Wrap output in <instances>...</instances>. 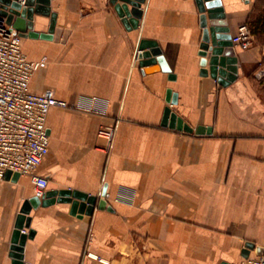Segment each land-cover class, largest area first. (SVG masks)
Masks as SVG:
<instances>
[{
	"label": "crops",
	"instance_id": "1",
	"mask_svg": "<svg viewBox=\"0 0 264 264\" xmlns=\"http://www.w3.org/2000/svg\"><path fill=\"white\" fill-rule=\"evenodd\" d=\"M221 2L230 34L246 24L253 35L235 47L237 78L226 87L201 74L195 0H145L131 30L110 0H51V38L23 37L27 59L44 60L31 90L68 105L47 115L39 199L70 190L106 202L81 217L70 203L32 209L24 264H236L246 243L264 255V0ZM33 25L48 34L50 18L34 15ZM142 40L157 43L174 79L140 65ZM167 106L211 135L162 127ZM102 127L113 129L110 143ZM34 197L30 176L0 180V264H12L17 216Z\"/></svg>",
	"mask_w": 264,
	"mask_h": 264
},
{
	"label": "water",
	"instance_id": "2",
	"mask_svg": "<svg viewBox=\"0 0 264 264\" xmlns=\"http://www.w3.org/2000/svg\"><path fill=\"white\" fill-rule=\"evenodd\" d=\"M144 1L110 0L128 30L138 26L142 16L141 5ZM195 2L200 12V26L202 28L199 52L202 67L201 74H209L219 85L226 87L237 78V59L235 57V47L231 41L232 35L225 20L226 15L222 2L221 0H195ZM50 3L51 0H23L22 2L20 0H0V8L1 14L7 18V23L11 24L15 32L22 37L50 39L56 21V14L51 12ZM34 15H43L50 18L48 34L33 31ZM139 51L140 65L146 67V72L151 73L160 70L168 73L169 79L175 78L171 74L170 68L156 42L142 40L139 44ZM166 102L169 105L177 103V95L170 89L166 92ZM161 126L187 134L211 135L212 133L211 127L198 126L195 129L191 128L181 117L172 112L170 106H167L164 110ZM19 176L17 173L11 175L10 172H7L5 180L15 182ZM105 193L104 187L102 196H105ZM54 202L70 203V213L79 215V217L85 214L91 215L96 207L98 209L106 208V202L103 199L70 190L50 191L45 195V200L42 201L37 197L25 201L17 216L11 238L10 256L13 259L12 264H24L23 251L25 243L27 239H31L34 235L33 230H29L28 233L24 232V229H28L30 226L31 217L29 214L31 210L39 205L49 206ZM254 249L258 255L262 254L260 248H255L252 243H246L242 250V256L247 258L249 251Z\"/></svg>",
	"mask_w": 264,
	"mask_h": 264
},
{
	"label": "built area",
	"instance_id": "3",
	"mask_svg": "<svg viewBox=\"0 0 264 264\" xmlns=\"http://www.w3.org/2000/svg\"><path fill=\"white\" fill-rule=\"evenodd\" d=\"M22 41L0 8V180L7 172L30 176L35 196L40 198L48 186L47 179L36 174L49 151L47 115L52 107L68 105L58 100L51 89L40 93L31 90L32 76L44 60H28ZM231 41L234 47L246 49L253 35L242 24ZM98 134L110 143L113 129L102 127ZM236 264H264V255L247 257Z\"/></svg>",
	"mask_w": 264,
	"mask_h": 264
}]
</instances>
